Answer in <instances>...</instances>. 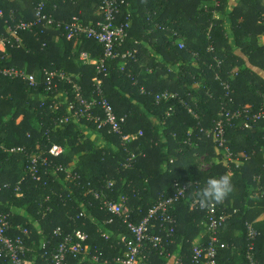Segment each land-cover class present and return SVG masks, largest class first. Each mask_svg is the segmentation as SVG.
Returning a JSON list of instances; mask_svg holds the SVG:
<instances>
[{
    "label": "trees",
    "instance_id": "1",
    "mask_svg": "<svg viewBox=\"0 0 264 264\" xmlns=\"http://www.w3.org/2000/svg\"><path fill=\"white\" fill-rule=\"evenodd\" d=\"M43 1L46 13L56 21L70 22L78 17L85 25L95 26L101 20L100 16L91 17L98 10V0H0L3 12L0 36L8 35L10 21H34L36 8ZM219 1V7H215L212 0H128V5H123L118 14V23L131 21L127 41L120 52L137 48L139 53L136 60L126 63L124 71L123 60L117 58L108 61L106 73L99 74L95 66L83 65L79 60L82 53L95 60L104 56L97 41L68 40L62 30L42 26L10 38L4 53L0 51V57L5 58L2 66L25 69L42 81L37 88H29L23 81L0 75V146L26 147L31 154L61 145L64 155L56 159L48 156L49 160L81 176L79 181L66 179L65 174L52 176L53 166L48 168L49 175H44L41 165L43 180L33 181L25 173L28 156L12 155L0 148V213L11 215L12 236L19 225L31 230L26 245L31 249L28 259L33 264H49L47 257H43V244L50 242L47 251L54 252L62 240L55 237L58 227L65 233L76 228L88 233L91 253L97 251L102 259L111 261L122 253L123 247L118 245L115 236L128 235V229L121 219L100 209L90 189H104L113 200H118L120 195L128 196L133 221L138 223L163 195H173L176 182L189 185L190 192L174 211L177 229L175 247H170V251L182 256L184 264H190L192 242L202 230L199 226L202 221L206 235L203 243L207 241L206 215L191 207L197 197L195 193L209 176L224 174L231 175L233 191L219 205L232 213V218L219 235L229 248L219 252L218 262L236 264L238 257L240 264H249L246 224L264 216V122L250 130L240 126L227 128L232 152L249 157H242L244 165L239 168L217 152L215 140L208 138L204 131L211 129L219 118L225 100L223 81H228L235 91L234 109L247 107L256 113L264 104V78L236 54V49H241L264 72V42L261 41L264 0H241L227 19L219 16L227 14L229 0ZM241 15L245 20L239 21ZM229 27L232 37L228 34ZM56 35L61 36L58 43L54 41ZM180 40L186 49L178 48ZM136 41L140 44L135 45ZM210 44L214 45L215 53H208ZM193 53H198L200 59L194 58ZM215 58L223 61L221 70ZM43 69L64 71L81 86L87 98L92 97L95 82L101 80L117 116L124 119V136L137 139L124 141L122 136L100 132L93 122L85 119L56 125L70 113L65 105L56 111L51 108L55 95L46 91L40 76ZM216 71H220V80L215 79ZM65 90L71 92L72 88L61 83L59 92L63 94ZM164 92L177 93L179 98L158 104L156 96ZM180 100L189 104L199 119ZM80 127L91 129L99 136V142L88 138ZM133 155L135 158L131 160ZM201 158L209 165L208 170L199 168L203 165ZM25 176L27 179L23 181ZM109 182L115 183L114 188L106 191ZM83 211L85 217L78 218ZM110 219L113 222L104 225ZM253 226L261 232L255 242L256 264H264V223ZM104 234L112 237L107 240ZM88 262L69 260V264ZM169 263L156 254H148L142 261V264ZM0 264L7 263L0 260Z\"/></svg>",
    "mask_w": 264,
    "mask_h": 264
},
{
    "label": "built area",
    "instance_id": "2",
    "mask_svg": "<svg viewBox=\"0 0 264 264\" xmlns=\"http://www.w3.org/2000/svg\"><path fill=\"white\" fill-rule=\"evenodd\" d=\"M98 2V11L101 20L97 22L95 26H89L82 23L78 17H74L70 22L56 21L52 15L46 13V2L43 1L36 8V17L34 21L13 20L8 23V35L0 36V45L5 47L6 43H11L10 38L13 39L21 32H26L36 26L60 29L68 40L86 38L95 40L102 46L104 56L99 60L91 58L87 53H82L80 55V62L83 65L95 66L99 74H104L107 72L108 61L121 58V60H123L121 69L124 71L127 65L126 63L131 59L136 60V56L139 53L137 48L120 52L121 47L127 41L130 27L127 23H118V14L123 5H128V0H98ZM212 2L215 7H219V0H212ZM0 16H3L2 11H0ZM155 27L160 28V26L156 24ZM175 36L179 37L177 33H175ZM208 37L210 38L209 34ZM139 44L140 43L136 41L135 45ZM177 45L180 50L186 49V44L183 40H180ZM207 51L211 54L215 53L214 45L210 44ZM193 57L200 59L198 53H193ZM215 60L217 62V68L221 70L223 61L217 58H215ZM1 61H5V58L2 56L0 57L1 76L23 81L29 88H37L39 84L42 83V81H38V76L36 74L29 73L25 69L2 66ZM172 71L173 70H170V72ZM148 73H152V70H148ZM40 76L46 85V91L55 95L52 100L51 108L56 111L60 106L65 105L70 113L67 117L60 118L59 122H56V125L67 124L71 121L81 122L85 119L88 122H93L100 132L107 131L110 134L122 136L124 141L137 139L136 136H124V119L117 116L113 105L105 95L104 84L101 80L98 79L95 82L92 97L87 98L81 86L64 71L43 69L40 72ZM215 79L220 80V71H216ZM61 83H66L71 86L72 91L69 92L65 90L63 94H61L59 92ZM136 83H138L137 80L135 81V84ZM221 86L224 91L225 100L221 104L219 118L215 121L211 129L203 131L207 134L208 138H213L215 140L217 150L225 156L226 160L230 164L235 165L236 168H239L244 165L242 157L245 159H249V157L246 155H235L232 152L228 144L226 130L228 127L233 129L239 126L243 130H250L254 125L264 122V104L256 113H252L247 107L234 109V89L228 81L221 82ZM144 92L145 90L142 89V93ZM208 96L212 98V95L209 94ZM178 98L179 96L177 93L164 92L156 96V101L159 104L162 101H170ZM192 99L195 102L194 98ZM180 101L193 117L199 119L198 114L189 104L183 100ZM169 111L173 112V108H170ZM139 135L142 136V132H140ZM0 148L12 155L26 154L28 156V163L25 168V173L30 176L33 181L42 182L41 165L44 166V175H49L48 168L53 166L54 170L52 176L58 177L60 174H65L66 179L71 181H79L81 179V176L77 173H73L71 169H68L62 164L54 165L49 160L48 156L56 159L64 155L65 149L61 145L55 144L52 145L48 151L31 154L27 153L26 147L5 148L4 146H0ZM134 158L135 156L133 155L131 160ZM129 166L130 164L125 167ZM26 179L27 176L23 178V181ZM257 180H260V178ZM114 184V182H109L106 186V191L112 190ZM78 185L80 186L81 182H78ZM16 191L19 193L21 187L18 186ZM189 192V185H180L176 182L173 195H163L157 203L149 209L146 216L136 223L133 221L134 212L132 208L128 206V196L120 195L118 200H113L108 198L104 189H90V193L99 201L100 209L113 217L121 219L123 224L126 225L129 234H116L115 236L118 245L123 247L121 249L122 253L111 261L109 259H102L97 251L95 254L91 253L90 246L88 245L90 240L88 233L80 228H76L70 233H65L61 227H58L54 232L55 237L61 238L62 240L55 247L52 254H49L47 251L51 243L45 241L43 244V249L45 250L43 257H47L46 259L49 264H69L71 258L79 259L84 262L89 261L88 264H141L142 261L147 259L148 254H156L160 258L165 259V261H169V264H184V258L178 255V253H172L170 247L172 249L175 247L174 235L177 229V218L174 211L177 204L187 198ZM47 200H49V198H47ZM191 207L206 215L207 241L205 244L200 243L194 245L190 264H220L218 262L219 252L228 249L229 246L221 242L219 235L223 231L228 220L232 218V213L227 212L225 207H221L219 204L215 203L208 207H201L197 197L193 199ZM234 213H236V210ZM83 217H85L84 211L79 214L78 218ZM112 222L113 219L107 220L104 222V225H110ZM246 227L249 241L246 258L249 264H256L255 242L260 237L261 232L256 230L252 223H247ZM13 230L11 215L0 213V260L6 261L7 264H33L28 259L31 250L26 245V241L31 235V230L19 225L17 227V233L12 236ZM104 237L109 240L112 236L104 234ZM48 256H50V258Z\"/></svg>",
    "mask_w": 264,
    "mask_h": 264
},
{
    "label": "crops",
    "instance_id": "3",
    "mask_svg": "<svg viewBox=\"0 0 264 264\" xmlns=\"http://www.w3.org/2000/svg\"><path fill=\"white\" fill-rule=\"evenodd\" d=\"M240 1H241V0H229V3H228V5H227V9H226L227 14H226V15H223V14H222V15L219 16V18L227 19V18L229 17V13H230L231 11H233V10L239 5ZM262 5H263V7H264V1L262 2ZM91 7L94 8L95 5H93V6H91ZM68 10H69V8L64 9V11H66V12H67ZM98 16H100L98 10L95 11V12H93L92 15H91V17H95V18H97ZM244 18H245L244 15H241L240 18H239V21H243V20H245ZM127 24H128L129 27H130V26H131V21L128 22ZM229 25H230V24H229V22H228L227 26H229ZM229 29H230V27H229ZM228 31H229L228 34L230 35V37H232V34H231V32H230L231 29L228 30ZM60 38H61L60 35H56V36L54 37V41H55L56 43H58V42L60 41ZM148 47H150V46L148 45ZM4 50H5V47H3L2 45H0V51L3 52ZM236 54H237L238 56H240L241 58L244 59V61H245V63H246V66H247L248 68H250L251 70L257 72L258 74H260V75L264 78V72L261 71L260 69L256 68V67L254 66V64L250 63V59H251V58H249L247 55H245V54L241 51V49H236ZM79 60H80V59H79ZM174 74H177V73H174ZM165 78H168V77L165 76ZM80 129L82 130V132L84 131V133L87 135L88 138H93V139L95 140V143H98V142H99V136H98L97 134L94 135V134L92 133L91 129H89V128H85V127H80ZM217 152L220 153L218 150H217ZM220 154H221V153H220ZM201 160H203L204 162H206V161L204 160V158H201ZM206 164H207V162H206ZM207 165H208V164H207ZM231 202H233V204H234V201H233V200H232ZM263 223H264V216H263V215L258 216L257 218L254 219V221H252V224H254L255 226H261ZM199 226L201 227L202 230H201V232L195 237V239L193 240V242H192L193 245H197V244L203 243L204 236H206V235H205V231H204V228H205V227H204V221H202V223H200ZM34 243H35V242H33L32 245H33ZM32 248H33V247H32ZM30 250H31V249H30ZM141 264H142V263H141ZM236 264H240V260H239L238 257L236 258Z\"/></svg>",
    "mask_w": 264,
    "mask_h": 264
},
{
    "label": "clouds",
    "instance_id": "4",
    "mask_svg": "<svg viewBox=\"0 0 264 264\" xmlns=\"http://www.w3.org/2000/svg\"><path fill=\"white\" fill-rule=\"evenodd\" d=\"M264 42V37L261 38ZM233 191L232 177L230 174L209 176L195 193L201 207L222 203Z\"/></svg>",
    "mask_w": 264,
    "mask_h": 264
},
{
    "label": "rangeland",
    "instance_id": "5",
    "mask_svg": "<svg viewBox=\"0 0 264 264\" xmlns=\"http://www.w3.org/2000/svg\"><path fill=\"white\" fill-rule=\"evenodd\" d=\"M218 18V15L216 16ZM230 24V23H229ZM242 51V50H241ZM256 60V59H255ZM250 63L254 64V66L258 69H260V66L258 64H255L254 61L252 59H250ZM261 70V69H260ZM176 75V74H175ZM238 155H244V154H238ZM202 161V160H201ZM200 161V163H201ZM242 162H244L242 160ZM203 165H199V168L202 170V171H205V170H208L209 169V165H207L204 161H202ZM130 207V204L128 205ZM131 208V207H130ZM238 234V233H237Z\"/></svg>",
    "mask_w": 264,
    "mask_h": 264
}]
</instances>
